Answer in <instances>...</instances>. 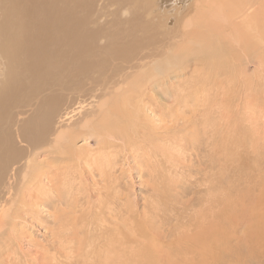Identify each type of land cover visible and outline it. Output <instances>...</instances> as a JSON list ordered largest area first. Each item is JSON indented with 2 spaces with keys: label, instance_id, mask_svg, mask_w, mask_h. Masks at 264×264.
Returning a JSON list of instances; mask_svg holds the SVG:
<instances>
[{
  "label": "rangeland",
  "instance_id": "obj_1",
  "mask_svg": "<svg viewBox=\"0 0 264 264\" xmlns=\"http://www.w3.org/2000/svg\"><path fill=\"white\" fill-rule=\"evenodd\" d=\"M64 1L0 0V213L12 219L3 223L0 259L9 251L8 264H264V45L254 27L242 32L235 23L246 14L239 10L223 30L203 14L213 28H201L199 44L188 37L196 21L184 24L196 17V0H68L76 13ZM253 2L256 12L261 2ZM25 6L37 8L38 19L48 15V35L62 37L34 74L22 44L18 56L7 49L33 23ZM190 47L214 49L216 64ZM142 66L150 67L147 76ZM115 82L128 90L127 101L115 95ZM106 93L118 101L115 111L100 106ZM105 113L116 123L100 124ZM66 125L87 150L72 161L50 143ZM28 159L42 161L40 192L47 194L23 176Z\"/></svg>",
  "mask_w": 264,
  "mask_h": 264
},
{
  "label": "bare ground",
  "instance_id": "obj_2",
  "mask_svg": "<svg viewBox=\"0 0 264 264\" xmlns=\"http://www.w3.org/2000/svg\"><path fill=\"white\" fill-rule=\"evenodd\" d=\"M33 1V0H32ZM48 1H52L53 2V4L55 3V0H48ZM68 0H65L64 2H67ZM79 1V0H78ZM77 1V2H78ZM261 2V8L259 9V10H257L256 12H252V11H250L249 9L252 7V3H254L253 2V0H227L226 2H224L223 4H219L218 2H207V4H203V3H201V1H199V0H196V2H198L199 4V9L198 10H196L195 12H194V14H195V19L193 20V18L191 17V16H188L186 19H185V21H184V24L185 25H189V24H191V23H194V21H196L194 24L195 25H197V28H198V30H196V29H193L192 31H190L189 33H188V37L189 36H191L190 38H189V40L190 41H192L193 42V40L194 41H196V39L197 38H201V39H198V40H206L205 39V37H203V35H202V33H201V28L202 27H206V31L207 32H211V27H212V25L210 26V22H211V20H207L206 18H202V16H203V14H207L208 16H210V17H212L214 20H212L213 22L215 21V22H219V26H221L222 27V30H223V28H226V26H225V23H229V21H228V18H230V17H232V16H235V15H239V16H241L240 14H242L239 10H241L242 9V11L246 14V15H244V16H242V17H240L238 20H236L235 21V23H238V24H241V25H244V29L242 30V32H251V30H252V28L254 27L255 28V30H257L258 31V33H255L254 34V36L257 38V41H256V43H259L261 46H263L264 45V0H256V2ZM25 2V1H24ZM28 2H29V0H28ZM40 2V1H39ZM63 2V1H62ZM74 2H75V0H74ZM147 2V1H146ZM30 3H31V1H30ZM36 3H38V1L36 2ZM42 3V2H41ZM48 2H45V4L46 5H44V3H43V5H44V7L41 9V11H42V13L41 14H43L44 15V13H46V11L48 10L49 11V9H46L47 7L49 8V6H47V5H50V3H48ZM58 3H59V1H58ZM68 3V2H67ZM53 4H51V5H53ZM56 4H57V1H56ZM65 4V3H64ZM33 5V4H32ZM38 5V4H37ZM40 5V4H39ZM42 5V6H43ZM143 5V4H142ZM41 6V7H42ZM47 6V7H46ZM57 6H59V5H57ZM57 6H55V9H56V7ZM38 7V6H37ZM40 7V6H39ZM60 7V6H59ZM61 7H65L64 5L63 6H61ZM195 7V6H194ZM24 8V7H23ZM22 8V9H23ZM54 8V7H53ZM51 9V14L53 13L52 12V10H54V9ZM61 9V8H60ZM66 9H71L70 7H69V3H68V7L66 8ZM195 9V8H194ZM24 10H25V14L26 15H28L29 17L30 16H34V20H33V23L32 24H27V25H23V27H22V29L24 30V32L25 33H21L19 36H17V37H15L14 38V40H13V42H11L10 44H9V46H8V53H10V54H12V55H16V54H18V51L19 50H21L22 49V46H23V48H24V54H25V60L27 61L26 63L24 62V65L25 64H27L28 65V67L29 68H31L32 70H30L31 72H33V74L35 73L34 71H37L39 68H40V70H39V72H41L42 70H41V68H42V60L43 61H45L46 60V56H48V54H49V52H47V47L51 44V45H53V44H55V43H53L52 44V42H53V40H58V41H61V39H62V37L60 38L59 36H54L53 38H51L50 36H52L51 34H50V36L48 35V32H47V28L49 29V25L52 23L51 22V20L49 19V17H48V15L44 18V19H38V14H39V10L37 9V8H34V7H29V6H25V8H24ZM23 10V11H24ZM59 10V9H58ZM64 10V11H63ZM74 11V8L73 9H71V11ZM143 10V9H142ZM10 11V10H9ZM12 11H14V10H12ZM55 11V10H54ZM69 11V10H68ZM15 12V14H17L18 15V13L16 12V11H14ZM62 12L63 13H66L67 12V10H66V12H65V9H62ZM62 12H59V13H62ZM50 13V12H49ZM55 13H56V11H55ZM68 13V12H67ZM73 13V12H72ZM74 13H76L75 11H74ZM49 16H50V14H49ZM6 17V16H5ZM54 19L56 18V17H53ZM67 19V18H66ZM23 19L21 18V21H22ZM56 20H58V19H56ZM82 20V19H81ZM71 22V21H70ZM74 22V21H73ZM215 22H214V24H215ZM213 24V26H215ZM74 26V25H73ZM73 26L71 25V27L73 28ZM76 26V25H75ZM216 26H217V24H216ZM66 27V26H65ZM64 27V28H65ZM77 27V26H76ZM187 27V26H186ZM52 28V27H51ZM69 25H68V30H69ZM213 28V27H212ZM215 28V27H214ZM218 28V27H217ZM55 29V28H54ZM66 29H67V27H66ZM68 30H66V33H67V31ZM78 31H79V28L77 29ZM118 30V29H117ZM210 30V31H209ZM48 31H50V30H48ZM52 31V30H51ZM71 31V30H70ZM72 31H75V30H72ZM71 31V32H72ZM116 31V30H115ZM215 31V30H214ZM220 31V30H219ZM56 32V31H55ZM55 32H53L54 34H55ZM61 32H62V30H61ZM80 32V31H79ZM213 32V31H212ZM221 32V31H220ZM50 33V32H49ZM69 33V32H68ZM67 33V34H68ZM80 33H82V32H80ZM118 33H120V32H118ZM204 33V32H203ZM214 33V32H213ZM70 34V33H69ZM73 34V33H72ZM72 34H70L69 36H71ZM83 34V33H82ZM115 34H116V32H115ZM196 36H195V35ZM236 34V33H235ZM74 35V34H73ZM73 35H72V37H73ZM194 35V36H193ZM82 36V35H81ZM10 37V36H9ZM84 37H86V36H84ZM115 37V36H114ZM117 37V36H116ZM207 37V36H206ZM212 37V36H211ZM237 36H234V34L231 36V40H233V41H235L236 42V40H237V38H236ZM78 38V37H77ZM81 38V37H80ZM87 38H89V37H86V41H87ZM228 38V37H227ZM112 39V38H111ZM83 40V39H82ZM84 40V41H85ZM89 40V39H88ZM116 40H117V38H116ZM196 41V42H198L199 43V41ZM222 40H223V38H222ZM73 42V40L72 39H69L68 40V42ZM140 41V40H139ZM224 41V40H223ZM10 42V41H9ZM182 42V41H181ZM226 42V41H225ZM238 43H239V41H237ZM237 42H236V44H237ZM179 43H180V41H179ZM7 43H5V45H6ZM17 44H22V46L21 45H17ZM132 44H133V42H132ZM178 44V43H177ZM184 44V43H183ZM190 44V43H189ZM188 44V45H189ZM200 44V43H199ZM206 44H208V43H206ZM216 44H218V43H216ZM223 44H224V42H223ZM226 44V43H225ZM240 44V43H239ZM67 46H68V44H66ZM75 45H77V44H75ZM109 45V44H108ZM110 45H113V44H111L110 43ZM116 45V44H115ZM118 45V44H117ZM179 45H181V44H179ZM185 45V44H184ZM194 45V44H193ZM259 45V46H260ZM81 46V45H80ZM80 46H76L75 48H77L78 47V49L80 48ZM178 46V45H177ZM176 46V47H177ZM190 46V45H189ZM189 46H186V47H189ZM219 46V45H218ZM6 47V46H5ZM59 47L60 46H58V49H59ZM70 47V46H69ZM200 47V46H199ZM203 47V46H202ZM217 47V46H216ZM215 47V48H216ZM226 47V46H225ZM52 48V47H51ZM55 48V47H54ZM85 48V47H84ZM123 48V47H122ZM201 48V47H200ZM208 48V47H207ZM206 48V49H207ZM50 49V48H49ZM53 49V48H52ZM57 49V48H56ZM57 49V50H58ZM70 49V48H69ZM127 49V48H126ZM206 49H195V48H192V47H190V53H195L196 55H197V57H204L206 60V62H208V63H215L216 61H215V59H216V57H217V54L214 52V49H213V47H212V49H213V51L212 50H210L209 48V50H206ZM217 49V48H216ZM255 49V48H254ZM261 49H264V48H261ZM54 50V49H53ZM71 50V49H70ZM69 50V51H70ZM73 50H74V48H73ZM166 50V49H165ZM169 50V49H168ZM178 50V49H177ZM188 50V51H189ZM224 50H225V48H224ZM22 51V50H21ZM115 51V50H114ZM167 51V50H166ZM165 51V52H166ZM172 51H174V50H171L170 52H172ZM230 51V50H229ZM23 52V51H22ZM65 52H66V49H65ZM65 52H64V54H65ZM71 52V51H70ZM181 51L179 50V53H180ZM231 52V51H230ZM21 53V52H20ZM56 53V52H55ZM54 53V54H55ZM69 53V52H68ZM78 53V52H77ZM82 53V52H81ZM168 53V52H167ZM177 53V52H176ZM175 53V54H176ZM183 53V52H182ZM186 53V52H185ZM225 53V52H224ZM50 54H51V52H50ZM61 55H62V53H60ZM64 54H63V56H64ZM72 54V53H71ZM79 54H80V52H79ZM79 54H78V56H79ZM83 54H84V52H83ZM87 54H89L88 53V51H87V53L85 54L86 55V57H87ZM112 54V53H111ZM175 54H173V56H175ZM187 54H188V52H187ZM220 54V53H219ZM11 55V56H12ZM19 55V54H18ZM18 55H16V56H18ZM69 55V54H68ZM67 55V56H68ZM76 55V54H75ZM118 55V54H117ZM177 55V54H176ZM185 56H186V54H184ZM195 55V56H196ZM212 55H214V57L215 58H211L210 59V56H212ZM62 56V57H63ZM74 56V55H73ZM92 56V55H91ZM166 56H168V54L166 55ZM179 56H180V54L178 55V56H176V57H178L179 58ZM188 56V55H187ZM229 56V55H228ZM20 57V56H19ZM57 57V56H56ZM55 57V58H56ZM70 57H71V55H70ZM70 57H69V59H70ZM93 57V56H92ZM91 57V58H92ZM100 57V56H99ZM114 57V56H113ZM172 57V56H171ZM213 57V56H212ZM15 58V57H14ZM51 58V57H50ZM49 58V59H50ZM53 58H54V56H53ZM59 58V57H58ZM68 58V57H67ZM164 58V57H163ZM69 59L67 60V61H69ZM79 59V58H78ZM210 59V60H209ZM218 59V58H217ZM14 60V59H13ZM12 60V61H13ZM58 60V59H57ZM59 60H60V58H59ZM65 60V61H66ZM70 60H75V58L73 59L72 57H71V59ZM156 61H157V59H155ZM172 60V59H171ZM175 60H176V58H175ZM178 60V59H177ZM182 60V59H181ZM246 60L248 61V62H252V60H251V58H250V55H249V57L248 58H246ZM16 61V60H15ZM64 60H62L61 61V63L63 62ZM169 61V60H168ZM179 61V60H178ZM55 62V61H54ZM79 62V61H78ZM83 62V61H82ZM69 63V62H68ZM71 63H73V61H71ZM153 63V62H152ZM165 63L167 64V61H165ZM22 64H23V62H22ZM83 64V63H82ZM81 64V65H82ZM155 64V63H154ZM160 64H162V63H160ZM216 64V63H215ZM45 66H46V64H44ZM84 65V64H83ZM163 65V64H162ZM172 65V64H171ZM230 65V64H229ZM23 66V65H22ZM48 66H50V65H48ZM66 66V65H65ZM98 66V65H97ZM151 66H152V64H151ZM164 66V65H163ZM219 66H221V65H219ZM19 67V66H18ZM21 67V66H20ZM53 67H55V69H56V66H53ZM59 67V66H58ZM67 67H69V66H67ZM67 67H65V69L67 68ZM79 67V69H80V67L81 66H78ZM85 67V66H84ZM153 67V66H152ZM49 68V67H48ZM51 68V67H50ZM61 68H64V67H61ZM145 68H147V67H145ZM143 66L141 67V73L143 74V76H147L148 74H144L143 72L146 70ZM150 68V67H149ZM149 68H147V71H148V69ZM166 68V67H165ZM44 69V68H43ZM53 70V72L54 71H57V70ZM68 69V68H67ZM70 69V68H69ZM82 69V68H81ZM157 70L158 72H160L162 69H160L159 68V65L157 64V66H154L153 67V69L151 68V70ZM223 69V68H222ZM29 70V69H28ZM85 70H87V69H85ZM14 72H15V70H13ZM12 71V72H13ZM46 71V70H45ZM45 71L43 72V73H45ZM114 71V70H113ZM164 71V70H163ZM39 72H38V74H39ZM52 73V72H51ZM71 73V72H70ZM161 73H163V72H161ZM160 73V74H161ZM18 74V73H17ZM46 74V73H45ZM138 74H140V72L138 73ZM158 74V73H157ZM41 75V74H40ZM43 77H44V74L42 75ZM98 76V75H97ZM139 77H140V75H138ZM150 77H151V75H149ZM161 76V75H160ZM16 77V75H15V73H14V77H13V79ZM32 77V76H31ZM36 77H39V75L38 76H35V78ZM142 77V76H141ZM146 78V77H145ZM144 78V79H145ZM152 78V77H151ZM151 78H149V79H151ZM12 79V78H11ZM11 79L9 80V81H11ZM12 79V80H13ZM19 79V78H18ZM18 79H15L16 80V83H14V84H12V86L14 85V87L12 88V87H10L11 89H12V92H17L18 91V89H16V87H18L17 86V80ZM21 79V78H20ZM38 79V78H37ZM46 79V78H45ZM126 79V78H125ZM124 79V80H125ZM148 79V80H149ZM22 80V79H21ZM134 80H135V78H134ZM142 80V79H141ZM239 80V79H238ZM19 81V80H18ZM23 81V80H22ZM34 81V80H33ZM37 81V80H36ZM42 81H43V79H42ZM120 81H121V79H120ZM131 81V80H130ZM130 81H129V83H130ZM254 81V80H253ZM12 82H14V80L12 81ZM60 82V80L58 81V83ZM125 82V81H124ZM19 83H21V81L19 82ZM18 83V84H19ZM23 83V82H22ZM42 83V82H41ZM72 83V82H71ZM116 83V82H115ZM121 83V82H120ZM50 84V83H49ZM48 84V85H49ZM116 84H119V83H116ZM139 84V83H138ZM22 85V84H21ZM41 85V84H40ZM57 85V84H56ZM126 85H129L130 86V84H126ZM157 85V84H156ZM52 86V85H51ZM54 86V85H53ZM50 87V86H49ZM48 87V88H49ZM116 88H117V92H115V90H116V88H115V90H114V92L115 93H117V94H115V95H117L120 99H123V100H125V101H127V99H128V96L126 95V91H128V90H123L124 89V87H123V85H122V83L121 84H119V85H117V86H115ZM136 87L137 86H133V88H131L132 90L133 89H136ZM24 88V87H23ZM22 88V89H23ZM28 88H30V87H26L25 88V90L26 89H28ZM4 89V88H3ZM5 89H6V87H5ZM72 89V88H71ZM113 89V88H112ZM8 90V89H7ZM20 90V89H19ZM74 91V90H73ZM138 91V90H137ZM6 92V91H5ZM4 92V93H5ZM11 92V93H12ZM31 92V91H30ZM112 92V91H111ZM133 92V91H132ZM135 92V91H134ZM8 93V92H7ZM16 94V93H15ZM107 95H105V98L103 99V101L100 103V106H112L110 109H109V111H113L114 110V105H116L117 104V102H115L114 100H112L111 98H112V96L114 95V94H108V93H106ZM139 94V93H138ZM6 95V94H5ZM1 96H3V94L1 95ZM52 97V96H51ZM77 97V96H76ZM116 97V96H115ZM129 97H131V96H129ZM118 98V99H119ZM113 99H114V97H113ZM117 99V100H118ZM48 100H49V98H48ZM50 100H54V98L52 97V98H50ZM121 101V100H120ZM44 102V101H43ZM55 101H53V108H52V105H51V108L53 109V111H55V109H56V105L57 104H55L54 103ZM96 102V101H95ZM122 102V101H121ZM121 102H119V103H121ZM56 103H57V100H56ZM43 104V103H42ZM54 104H55V106H54ZM59 104V103H58ZM264 106V105H263ZM61 107V106H60ZM125 107V106H124ZM104 108V107H103ZM261 108V107H260ZM59 109V108H58ZM43 110V109H42ZM68 110V109H67ZM76 110V109H75ZM74 111V110H73ZM115 111V110H114ZM48 112V111H47ZM121 112H122V110H121ZM120 112V113H121ZM107 115H109V113H105V115L103 116V122H100V124H102V125H105L106 123H108V120H110V121H113V122H115L116 123V121L115 120H113V119H109L108 117H106ZM117 115V114H116ZM53 116H54V114H53ZM52 116V117H53ZM93 118V117H92ZM108 118V119H107ZM226 116L224 117V121H226ZM122 119V118H121ZM222 119V118H221ZM54 120V119H53ZM63 120H64V118H63ZM84 120H85V118H84ZM223 120V119H222ZM56 122H57V119L55 120ZM61 121V120H60ZM86 121H89L87 118H86ZM122 121V120H121ZM85 122V121H84ZM220 122H221V120H220ZM223 122V121H222ZM60 123V122H59ZM49 124H50V122L48 123V126H49ZM86 123H83V125L82 126H86L85 125ZM109 124V123H108ZM55 125H56V123H55ZM57 128V127H56ZM93 128V127H92ZM85 130H86V128H85ZM90 130V129H89ZM68 131H69V129H68V125H66V126H64V127H62V126H59V128H57V129H55L54 131H53V134H54V136L51 138V140H50V143H53L54 144V146H55V151L58 153L57 155H59V156H69V157H67L68 158V160L69 161H72L73 159H75V158H77V157H79V155L81 154V153H83V152H85V151H87L86 150V147H82V148H79L78 146H76L75 144H74V142H73V139L74 138H72V137H76L77 135H78V132H73V134L72 135H70L69 133H68ZM45 133H47L46 131H43V136H45ZM85 135V134H84ZM117 136H118V134H117ZM40 137H42L41 135H40ZM46 138V137H45ZM86 138H88V137H86ZM116 138V137H115ZM108 140V139H107ZM49 143V144H50ZM114 143V142H113ZM123 144V143H122ZM137 144V143H136ZM53 146V145H52ZM129 146V145H128ZM52 150V149H51ZM92 153V152H91ZM134 153V152H133ZM36 154V153H35ZM86 154H87V156H90V152H86ZM107 154V153H106ZM109 154V153H108ZM73 155H75V156H73ZM105 156V155H104ZM108 156V155H107ZM97 156H95V160L96 161H98V159L96 158ZM92 158V157H91ZM91 158H90V160H91ZM37 160V159H36ZM100 160V159H99ZM101 160H103V159H101ZM107 161V160H106ZM40 162H42V161H40ZM39 161H35V159H28L26 162H25V165H24V167L21 169V172H23V176H31V178L32 179H34L35 181H36V187H39L38 189L37 188H34V189H36V192H38V193H40V195L42 196V194L44 193V194H47L45 191H42V192H40V188H42V185H43V183H42V180H41V178L39 177V175H38V173H39V171H41L40 169H42L41 168V163H40ZM52 162H54V161H52ZM56 162V161H55ZM146 162V161H145ZM62 163V162H61ZM110 163V162H109ZM112 163V162H111ZM1 164H2V162H1ZM80 164V163H79ZM108 164V163H107ZM3 165H4V163H3ZM105 166V165H104ZM43 167V166H42ZM71 167V166H70ZM76 167V166H75ZM100 168V167H99ZM57 169V168H56ZM27 171H30L31 172V174L29 173V172H27ZM56 171V170H55ZM106 171V170H105ZM20 173V172H19ZM51 173V172H50ZM56 174V173H55ZM44 175V174H43ZM52 175V174H51ZM57 176V175H56ZM8 177V176H7ZM54 177V176H53ZM25 179H27V177H24ZM29 178V177H28ZM51 178V177H50ZM63 179V178H62ZM15 180V179H14ZM23 180V179H22ZM51 179H49V181H50ZM29 182H31V181H29ZM35 183V182H34ZM17 184V183H16ZM5 185V184H4ZM31 185V183L28 185V186H30ZM35 185V184H34ZM25 187V186H24ZM29 188V187H28ZM26 189V188H25ZM8 190H9V188H8ZM46 190H49L50 191V189L49 188H46ZM29 192H30V190L28 191V193H27V196L29 195ZM32 193H33V191H32ZM50 193V192H49ZM51 194V193H50ZM100 194V193H99ZM26 196V197H27ZM28 198V197H27ZM24 199V198H23ZM20 201V200H19ZM35 201H37V200H35ZM216 201V200H215ZM17 203V202H16ZM17 205V204H16ZM18 206H19V204H18ZM0 209H1V207H0ZM10 209H12V208H10ZM98 209V208H97ZM21 210V209H20ZM220 210V209H219ZM11 211V210H10ZM10 217H9V212H7L6 210H3L2 211V213H0V235L1 234H3V223L5 222V220L6 219H9ZM228 218V217H227ZM215 219V218H214ZM10 220H12L11 218H10ZM205 225V224H204ZM8 227V226H7ZM10 227V226H9ZM15 228H13V230H14ZM17 231V230H16ZM17 236V235H16ZM212 236H214L213 234H212ZM11 237V236H10ZM18 238V237H17ZM5 239V238H4ZM7 240V239H6ZM4 242L5 241H2V237L0 236V251L2 250L3 251V248L5 247L4 246ZM19 242V241H18ZM203 242V241H202ZM10 244V243H9ZM16 245V244H15ZM12 246V245H11ZM8 247V246H7ZM203 247H205L206 249V252H208L207 251V242L206 243H204V245H203ZM172 248V247H171ZM175 248V247H174ZM173 249V248H172ZM5 250H6V248H5ZM4 250V251H5ZM140 250V249H139ZM153 250V249H152ZM212 250V249H211ZM9 252V251H8ZM6 253L3 257H2V259H0V262L2 263V264H8L9 262H11V261H13L14 259H13V256L11 255V257H9V253ZM173 253L175 252V251H172ZM153 253H154V251H153ZM162 252H160L159 254H161ZM166 253V252H165ZM176 254H177V252H175ZM211 253V252H210ZM210 253H209V255H210ZM20 254H22L21 252H20ZM149 254V253H148ZM184 254H186V252H183V250H181V254H178V255H181V257L180 258H183V256H184ZM194 254V253H193ZM204 254V253H203ZM202 254V256H203V258L205 257V255H203ZM147 255V254H146ZM152 256H153V254H151ZM158 255V254H157ZM163 255V254H162ZM168 255V254H167ZM173 255V254H172ZM171 255V256H172ZM149 256V255H148ZM151 256V257H152ZM159 256V255H158ZM170 256V257H171ZM194 256V255H193ZM144 257V256H143ZM151 257H150V259H151ZM173 257H175V255H173ZM148 258V257H147ZM164 258H165V256H164ZM176 258V257H175ZM145 260H146V258H145ZM173 260H175V259H172V261ZM211 260H212V263L211 264H216V260H215V258H211ZM168 261H169V258H168ZM148 262V261H147ZM150 262V261H149ZM151 262H152V259H151ZM167 263H170V261L169 262H167ZM186 263H187V261H186ZM102 264H103V261H102ZM149 264V263H148ZM153 264V263H152ZM172 264V263H171Z\"/></svg>",
  "mask_w": 264,
  "mask_h": 264
}]
</instances>
